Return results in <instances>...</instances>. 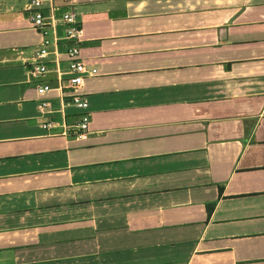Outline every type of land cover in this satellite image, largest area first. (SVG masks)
I'll use <instances>...</instances> for the list:
<instances>
[{"label":"crops","instance_id":"0c3cea01","mask_svg":"<svg viewBox=\"0 0 264 264\" xmlns=\"http://www.w3.org/2000/svg\"><path fill=\"white\" fill-rule=\"evenodd\" d=\"M29 4L0 0V264H264V0H56L83 139L59 90L39 108Z\"/></svg>","mask_w":264,"mask_h":264},{"label":"built area","instance_id":"2783aa9c","mask_svg":"<svg viewBox=\"0 0 264 264\" xmlns=\"http://www.w3.org/2000/svg\"><path fill=\"white\" fill-rule=\"evenodd\" d=\"M56 0H30L28 11L31 13V21L33 28L41 34L43 41L39 45V49L33 61L29 64V75L33 78L43 77L52 70L49 63L55 64V73L59 82L57 89L48 84H39L36 88L39 97L43 98L39 108L43 111H49L52 107L47 97L55 90L61 92V98L64 102L74 106L80 113V119L75 129L77 136L80 139L86 138L90 131L91 116L89 113V101L87 95L81 90L85 84L87 71L85 63L81 57L79 45L83 39V27L81 22L77 20L75 13L71 10L65 11L59 18L56 13L60 11V7L55 5ZM65 4L73 5L74 0H61ZM50 13V14H48ZM60 22L64 26L63 40L68 43L65 50V55L68 61V68L63 71L60 67V61H51L52 55L58 56L55 47L59 46L60 39L55 37L54 27ZM53 49V50H52ZM65 76V77H64ZM53 122L48 121L44 124V128H51ZM62 134L66 135L68 132L67 124L64 122Z\"/></svg>","mask_w":264,"mask_h":264}]
</instances>
